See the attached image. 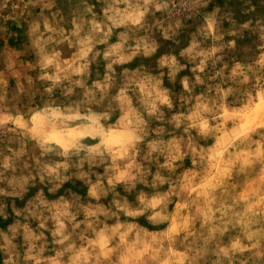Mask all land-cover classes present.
Masks as SVG:
<instances>
[{"label":"rangeland","instance_id":"obj_1","mask_svg":"<svg viewBox=\"0 0 264 264\" xmlns=\"http://www.w3.org/2000/svg\"><path fill=\"white\" fill-rule=\"evenodd\" d=\"M0 264H264V0H0Z\"/></svg>","mask_w":264,"mask_h":264}]
</instances>
